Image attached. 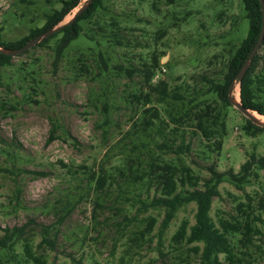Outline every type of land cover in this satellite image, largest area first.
<instances>
[{"label": "rangeland", "instance_id": "rangeland-1", "mask_svg": "<svg viewBox=\"0 0 264 264\" xmlns=\"http://www.w3.org/2000/svg\"><path fill=\"white\" fill-rule=\"evenodd\" d=\"M63 1L0 0V38L14 42L43 28ZM86 1L79 0L64 21ZM101 8L83 21L84 33L62 57L54 38L0 65V226L27 224L26 237L47 264H200L201 251L194 248L203 243L174 238L184 222L189 232L197 204L181 206L164 228L166 208L149 205L163 194L150 164L171 162L177 178L189 172L202 186L210 166L238 172L251 154L264 155V131L248 134L247 117L235 106L228 108L220 151L193 120H179L191 108L193 86L205 88L202 77H216L222 59L246 36L243 1L104 0ZM154 54L160 69L148 83L140 70ZM162 80L172 97L150 88ZM257 98L264 102V88ZM149 109H158L159 117ZM53 126L56 139H50ZM182 144L190 150L177 153ZM259 170L243 188L228 179L219 184L211 209L216 222L236 213L239 203L264 214ZM99 175L107 178L103 192L95 187ZM193 188L178 179L176 192ZM61 207L72 208L63 221ZM45 233L56 241L54 249L41 244ZM256 242L243 264H264V235ZM14 251L24 257L23 241ZM7 258L0 249V260Z\"/></svg>", "mask_w": 264, "mask_h": 264}, {"label": "trees", "instance_id": "trees-1", "mask_svg": "<svg viewBox=\"0 0 264 264\" xmlns=\"http://www.w3.org/2000/svg\"><path fill=\"white\" fill-rule=\"evenodd\" d=\"M242 1L248 19L246 36L239 44L234 46L232 55L228 60L222 59L223 63L219 68L221 70L216 73V77H202L206 85L205 88L193 86L194 90L191 92L192 98L188 102L191 108L179 116V120L183 116L193 120L196 130L200 131L201 135L207 138V140L214 139L213 147L216 151L222 149L223 138L227 134L228 108L233 106L228 97L229 87L255 46L263 24V12L260 0ZM103 2L104 0H93L91 5L73 23L64 26L59 32L43 40L35 47L43 46L50 40L57 38L55 52L57 58L62 57L68 46L84 33L83 21L91 19L96 12L101 10ZM63 3L64 5L61 9L56 10L48 16L46 25L43 28H36L28 36L14 42H4L0 38V46L5 48H19L23 46L27 41L63 20L68 13L79 5V0H65ZM58 36L60 37L58 38ZM111 41L113 42L114 40ZM261 48H264V42L241 81L240 92L242 103L247 108L264 115V102L257 98V91L260 92L264 88V51L260 55ZM101 57L106 66L107 61L102 54ZM12 58V56L0 53V65L10 64ZM260 61L263 62L261 69H259ZM159 69L160 57L154 54L152 63L146 64L145 68L140 71L144 73V76L147 77V82L150 83ZM132 71L131 68L127 69L129 75L132 74ZM150 88L159 91L163 96L172 97L168 91V84L164 80L157 84H150ZM189 89L190 85L186 87L187 91ZM133 95L136 96L137 94L133 93ZM146 97H148V94H146ZM151 110L149 109L148 111ZM152 111H154L151 113L153 117L158 118V109ZM174 119L178 121V116ZM246 121L244 129L248 134L264 131V127L254 124L249 118H246ZM152 123V120L147 121L148 125ZM56 137V128L53 126L50 132V139H56ZM164 146L170 149L174 148L168 144H164ZM176 150L177 153H183L190 150V146L189 144H182V146H177ZM150 165L153 168L150 174L156 175L161 182L163 194L155 196L149 205L151 207L162 205L166 208V216L163 220L164 228L169 225L181 206L188 202H196L195 223L189 227L188 232V222H184L174 235V238L179 240L186 238L188 243L202 242V248L199 246H195L194 248L198 253L201 251L200 264H225L221 255H224L227 264H243L246 256H252L250 248L252 246L259 247L256 241L264 235V214L258 213L257 207L254 208L249 202L247 206L244 203H239L236 206V213L229 214L228 218L220 217L218 222H216L211 216V209L214 198L220 195L219 184L224 179L231 180L237 187L243 188L245 184L251 183L253 179L260 177L259 169H264V155L256 156L255 154H251L250 159L241 165L238 172L233 170L221 172L214 166H210L211 176L203 182L202 186H198L197 178L194 180L193 177L189 176V172L186 173L188 178H177V166L171 162L164 164L151 163ZM68 171L75 173L72 167ZM178 179H180L182 185H185L186 181H190L194 188L192 190L186 189L184 192L183 190L176 192ZM92 182H94V179ZM95 184L96 190L100 192L108 188L105 175H99ZM100 204L99 202L97 203V205ZM260 207H264V198L260 200ZM62 209L61 207L58 210L61 221L72 211V208H67L66 211H62ZM0 230H3V234H0V249L8 254V258L5 261L0 260V264H47L45 256L33 251L30 241L26 237L27 224L4 228L0 226ZM45 234L41 244L44 243L50 246L51 249H54L56 241L49 237L47 233ZM20 241L24 243V257L22 259H18L14 251Z\"/></svg>", "mask_w": 264, "mask_h": 264}, {"label": "water", "instance_id": "water-1", "mask_svg": "<svg viewBox=\"0 0 264 264\" xmlns=\"http://www.w3.org/2000/svg\"><path fill=\"white\" fill-rule=\"evenodd\" d=\"M92 2H93V0H87L85 2V4H83L77 10V12L72 16V18L69 21H64L65 20V18H64L63 20H61L60 22H58L57 24H55L54 26H52L48 30L38 34L33 39L27 41L23 46H21L19 48H5L3 46H0V53L6 54V55H9L12 57L24 54L26 51H28L31 48H33L34 46L38 45L43 40H45V39L51 37L52 35H54L55 33L59 32L64 26L73 23L76 20V18L91 5ZM260 2H261L262 12H263V24H262V29H261L259 38H258L255 46L253 47V49L249 53L244 65L242 66L241 70L237 74L236 78L232 81V83L229 87L228 97H229L230 103L233 104V106H235L240 112H242L254 124L261 126V127H264V121L262 119H260L258 116H256V114H255V112H257V111H254L250 108H247L242 103L241 92H240V100L239 101L236 99V95H235L237 87H239V90H241V81L244 78L245 74L247 73L248 69L250 68L252 61H253V58L255 57V55L257 54V52L259 51L260 47L262 46V44L264 42V0H260ZM258 114H260V113H258Z\"/></svg>", "mask_w": 264, "mask_h": 264}, {"label": "bare ground", "instance_id": "bare-ground-1", "mask_svg": "<svg viewBox=\"0 0 264 264\" xmlns=\"http://www.w3.org/2000/svg\"><path fill=\"white\" fill-rule=\"evenodd\" d=\"M235 95H236V99L239 101L240 100V90H239V87H237L236 92H235ZM255 114H256V116H258L260 119H262L264 121V118H263L264 115L258 114L257 112H255Z\"/></svg>", "mask_w": 264, "mask_h": 264}]
</instances>
